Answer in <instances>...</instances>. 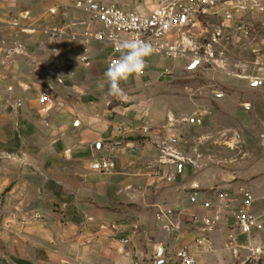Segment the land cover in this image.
I'll list each match as a JSON object with an SVG mask.
<instances>
[{
  "label": "crops",
  "instance_id": "obj_1",
  "mask_svg": "<svg viewBox=\"0 0 264 264\" xmlns=\"http://www.w3.org/2000/svg\"><path fill=\"white\" fill-rule=\"evenodd\" d=\"M28 1L0 0V264H156L159 257L178 264L174 253L183 247L196 264H247L253 249L264 250V231L243 235L235 226L246 190L264 224V90L244 102L243 90L174 91L164 72L180 59L151 54L117 98L97 83L119 52L111 48L99 61L91 42L88 69L83 42L79 69L69 70L60 40L86 27L43 28L65 5ZM75 10L80 22L90 19ZM27 12L22 24L36 42L19 54L4 42L5 19ZM43 34L46 43L38 41ZM164 143L184 159L159 162ZM99 158L115 169L93 170ZM207 217H218L212 230ZM202 237L211 250L197 242Z\"/></svg>",
  "mask_w": 264,
  "mask_h": 264
},
{
  "label": "built area",
  "instance_id": "obj_2",
  "mask_svg": "<svg viewBox=\"0 0 264 264\" xmlns=\"http://www.w3.org/2000/svg\"><path fill=\"white\" fill-rule=\"evenodd\" d=\"M74 8L90 17L76 25L85 26L84 31H72V39H81L85 46L80 57L81 62L86 66H91L92 56L89 44L91 42H105L109 44L114 52L119 41L128 39H139L151 45L152 54L164 58L181 59L194 55L196 63L218 64L216 50L224 38L225 29L230 28L240 33H249L248 19L264 15V0H171L169 4L150 13L140 11L125 10L117 5L106 4L99 0H76ZM57 8H51L50 13L55 14ZM30 14L23 13L19 17L12 18L10 25L23 32H33L30 25H23L22 20H29ZM212 20L220 22L214 29L205 25H210ZM75 25V26H76ZM205 34V35H204ZM203 37L204 41L198 44V38ZM15 52L25 53L22 44H16ZM116 60H112L114 63ZM257 66L264 63L259 60ZM257 85L263 80H254ZM52 88V87H50ZM48 92L41 91L40 101L46 103ZM162 155L159 159L161 163H176L183 160L175 149L165 143L162 146ZM91 167L95 171L109 172L115 169L116 163L108 158L95 159ZM169 177L168 180H173ZM193 202H197L196 196L192 197ZM255 198L250 191H244V197L240 207L235 212V226L243 235H251L255 231H264V224L253 212ZM204 206L210 208L211 202H205ZM216 219L205 218L204 223L207 229L212 230ZM236 236H229V246L236 251L233 246ZM126 242V241H125ZM197 242L206 251L211 250V245L205 237ZM263 248L253 249V262L260 263ZM178 264H196L195 255L189 248L183 247L174 253ZM156 264H167L165 257H159Z\"/></svg>",
  "mask_w": 264,
  "mask_h": 264
},
{
  "label": "rangeland",
  "instance_id": "obj_3",
  "mask_svg": "<svg viewBox=\"0 0 264 264\" xmlns=\"http://www.w3.org/2000/svg\"><path fill=\"white\" fill-rule=\"evenodd\" d=\"M63 3L66 11L63 15L48 18L49 21H43V28L45 27H60L62 21H66L70 25H75L80 22L79 15L74 8L76 0H54L53 3ZM106 4L117 5L125 10L140 11L150 13L155 9L166 6L171 0H99ZM26 5L32 6V1L29 0ZM32 15H37V12H32ZM16 17V14L7 16L5 19L6 31L3 36L6 44H27L35 43L36 40L31 37V32H23L20 29H11L10 21ZM33 16V17H34ZM249 33H240L230 28L225 29L224 38L216 50L218 57V64L198 63L196 65L194 55L181 58L180 61L175 62L177 67L171 68L170 71L164 72L169 76L164 84L174 91L181 93H189L196 97H201L205 94L203 92L210 91H230L243 90L245 100L255 96L259 89L264 90V67L257 66L256 62L259 60L264 63V15L254 16L248 19ZM220 22L212 20L210 25L205 23L204 26L214 29ZM77 27V25H76ZM13 28V27H12ZM71 30V28H69ZM205 35V34H204ZM41 43L47 42L45 34L38 40ZM204 41L203 37L198 38V44L201 45ZM14 42V43H13ZM58 42V41H57ZM81 39H72V37H65L60 40L59 47L64 50L63 58L68 59L69 70H78L76 66L77 59L83 44ZM92 49L95 50V57L99 61L107 59L111 50V46L105 42L97 41L92 43ZM25 51V49H24ZM43 52L38 54V57H43ZM61 58V56H60ZM103 61V60H102ZM104 63V62H99ZM194 63V64H193ZM196 65V66H195ZM92 67V66H91ZM95 70V68H91ZM89 69V67L87 66ZM101 68H103L101 66ZM92 73V72H91ZM93 74V73H92ZM262 79L263 83L254 85V80ZM163 79V78H162ZM88 86H93V81L87 83ZM71 87L79 85L78 83H71ZM262 85V87H259ZM250 95V96H249ZM249 96V97H248ZM115 101V100H114ZM113 101V102H114ZM246 121H249L247 118ZM252 121V120H251ZM252 123V122H251ZM260 263L264 264L262 258ZM247 264H255L251 258Z\"/></svg>",
  "mask_w": 264,
  "mask_h": 264
},
{
  "label": "clouds",
  "instance_id": "obj_4",
  "mask_svg": "<svg viewBox=\"0 0 264 264\" xmlns=\"http://www.w3.org/2000/svg\"><path fill=\"white\" fill-rule=\"evenodd\" d=\"M116 50L120 54L119 58L108 66L104 79L97 83V89L103 91L107 87L109 94L123 99L126 93L121 84L143 72L146 57L152 54L153 49L150 44L133 38L119 41Z\"/></svg>",
  "mask_w": 264,
  "mask_h": 264
},
{
  "label": "water",
  "instance_id": "obj_5",
  "mask_svg": "<svg viewBox=\"0 0 264 264\" xmlns=\"http://www.w3.org/2000/svg\"><path fill=\"white\" fill-rule=\"evenodd\" d=\"M253 84H254V85H257V83H256L255 81L253 82Z\"/></svg>",
  "mask_w": 264,
  "mask_h": 264
}]
</instances>
